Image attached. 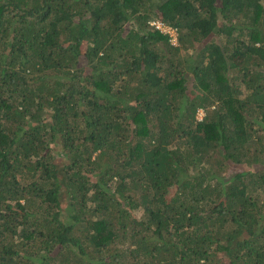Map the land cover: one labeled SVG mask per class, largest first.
<instances>
[{
	"label": "trees",
	"instance_id": "obj_1",
	"mask_svg": "<svg viewBox=\"0 0 264 264\" xmlns=\"http://www.w3.org/2000/svg\"><path fill=\"white\" fill-rule=\"evenodd\" d=\"M0 264H264V2L0 0Z\"/></svg>",
	"mask_w": 264,
	"mask_h": 264
},
{
	"label": "built area",
	"instance_id": "obj_2",
	"mask_svg": "<svg viewBox=\"0 0 264 264\" xmlns=\"http://www.w3.org/2000/svg\"><path fill=\"white\" fill-rule=\"evenodd\" d=\"M151 26H154L156 29H160L170 35V41L173 44L178 42V30L176 27L165 24L160 19H154L150 22Z\"/></svg>",
	"mask_w": 264,
	"mask_h": 264
},
{
	"label": "rangeland",
	"instance_id": "obj_3",
	"mask_svg": "<svg viewBox=\"0 0 264 264\" xmlns=\"http://www.w3.org/2000/svg\"><path fill=\"white\" fill-rule=\"evenodd\" d=\"M262 2H264V0H261ZM24 9H25V7H24ZM153 19H157V18H153ZM152 19V20H153ZM205 115V112H204V110L203 109H200L199 111H198V118L201 120L202 118H203V116Z\"/></svg>",
	"mask_w": 264,
	"mask_h": 264
},
{
	"label": "clouds",
	"instance_id": "obj_4",
	"mask_svg": "<svg viewBox=\"0 0 264 264\" xmlns=\"http://www.w3.org/2000/svg\"><path fill=\"white\" fill-rule=\"evenodd\" d=\"M153 20H154V19H153ZM151 21H152V20H151ZM151 21H150V22H151ZM150 22H149V23H150ZM170 26H171V25H170ZM176 28H177V27H176ZM177 30H178V28H177Z\"/></svg>",
	"mask_w": 264,
	"mask_h": 264
}]
</instances>
